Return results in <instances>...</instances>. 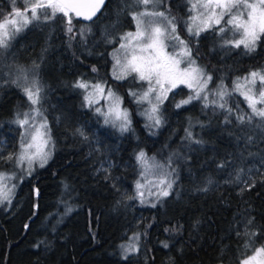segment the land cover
<instances>
[{
  "label": "trees",
  "instance_id": "obj_1",
  "mask_svg": "<svg viewBox=\"0 0 264 264\" xmlns=\"http://www.w3.org/2000/svg\"><path fill=\"white\" fill-rule=\"evenodd\" d=\"M162 2L188 39L182 14L186 1ZM14 6L23 10L25 5L21 0L15 5L13 0H0V20ZM117 19L122 21L116 23ZM130 20L123 3L117 6L115 0H107L90 24L110 23L125 32ZM90 24L73 16V33H68L67 18L57 13L40 27L30 26L15 42L17 53L39 66L52 154L44 167L21 176L11 203L0 208V264H237L264 246V131L255 126L261 123L259 118L252 125L237 122V115L251 109L233 89L235 80L251 66L264 67V36L254 52H246L245 69L240 48L222 46L217 38L211 41L217 27L189 40L192 57L212 77L208 106L200 99L177 108L181 98L191 95L181 97L185 89L180 90L160 106L162 124L149 127L141 105L130 95L144 89L145 83L134 76L112 77L117 37L104 30L99 44L92 47L79 34ZM78 81L116 91L129 113L130 130L121 132L105 124L85 102L89 88L74 87ZM221 86L228 93L231 116L212 104ZM50 105L60 116L58 124L49 115ZM33 108L21 87L0 80V151L19 140V128L10 123ZM188 131L203 144L191 142ZM141 151L146 160L163 166L173 181L169 196L162 200L145 196L142 204L132 195L145 167L146 160L143 164L137 160ZM2 161L0 171L11 172L14 161ZM226 161L224 168L218 167ZM240 168L244 174L237 183ZM205 187L207 191L201 190ZM253 232L256 235L250 239ZM135 234L138 250L124 259L121 245Z\"/></svg>",
  "mask_w": 264,
  "mask_h": 264
},
{
  "label": "snow or ice",
  "instance_id": "obj_2",
  "mask_svg": "<svg viewBox=\"0 0 264 264\" xmlns=\"http://www.w3.org/2000/svg\"><path fill=\"white\" fill-rule=\"evenodd\" d=\"M135 2L142 5L143 10L132 14V19L136 22L135 32H127L120 37L121 41H123L120 44V49L124 50V62L121 63L120 58L114 54L116 65L121 68L120 75H116L114 72L115 78L124 79L128 75L135 73L140 81L147 82L148 88L142 95L138 96L135 92H131L130 95L137 98V103L147 102L150 105V109L146 110V115L152 122L149 127H159L162 124L160 106L167 99V93L179 84H185L187 87L192 88L194 95H189L187 99L176 103L175 106L177 108L191 103L194 99H203L205 107H207L208 94L206 90L212 77L206 75L203 69L196 66L195 60L191 58V49L188 44L176 34L175 18H169L163 11L150 10L149 6L155 5L156 0H135ZM103 4L104 0H24L25 6L23 10L14 6L12 13L0 20V49H7L9 47V40L31 22L53 19L57 13L67 18V31L68 33H73V16L82 17L85 21H92ZM13 5H15V0H13ZM190 11L197 12V15L192 17L193 21L197 19L201 21V24L196 26L195 31H193L192 26L188 27L190 35L199 36L200 32L205 31L207 28L219 26L216 30L220 33L228 30L233 31L234 35L238 34V38L225 40L226 44H230L235 48L243 46L249 53L256 50L257 42L261 36H264V0H197V2L191 3ZM225 16L228 17L227 20L224 19ZM145 17H159L161 19L158 22L152 20L145 21ZM222 21L224 26H220ZM227 26H231V28ZM85 28L90 31V27L85 26ZM79 34L83 38L86 32L84 29H81ZM169 38L178 42L180 46L179 53L173 52L169 54L165 51L167 47L165 41ZM185 57H187V65L181 68L180 65L184 62ZM92 71L95 72L96 69L93 68ZM20 80H23L24 83H19ZM242 81L241 79L236 81L234 90L239 91L244 97L251 112L237 115L236 120L241 125L245 123L252 125L254 119L259 118L261 123L255 126L264 131V72L252 71L248 76L243 77ZM257 82L260 84L259 89L256 88ZM13 83H16L18 87L23 89L24 94L33 106L40 104L42 87L37 79L34 78L29 83L27 76L21 74ZM74 87L87 90L89 84L78 81ZM92 87L93 91L88 92L84 97L86 104L89 106L94 103L93 97L95 93L104 95L103 85L96 84ZM202 93L204 94L203 96ZM214 95L218 99L213 100L212 104L225 110L231 116L232 109L228 107V102L225 99L228 93L223 86ZM106 98L113 100V105L110 106L109 111L103 112L99 108H96L95 111L105 117V123L112 122L116 126L115 121H119V130L121 132L129 131L131 121L127 110L121 111L119 109L120 98L115 96L111 89H108ZM257 105H261V107H257ZM32 112L35 115L24 113L23 118L18 116L15 121L21 128L28 126L31 129L30 132L28 128L25 129L30 139L26 144H21L20 154L15 156V158L11 154L6 157L0 156V160H7L9 162L15 159L18 166L26 162L29 174L34 163L38 162L40 167H44L51 156V149L49 148L51 137L47 121L46 119H42L37 125L34 121L36 116H42V112L36 107L32 109ZM109 117H113V120L110 121ZM30 120L33 123L30 124ZM226 122H230L227 117ZM77 131L80 135H84L79 129ZM187 137L193 143H202L200 140L193 139L191 131L187 132ZM247 140L250 143L252 137L248 136ZM137 160L143 164L146 160V154L141 151L137 156ZM227 163V161L221 163L218 167L224 168ZM261 163H264V158L261 159ZM249 171L251 170L249 169ZM243 174L244 169H238L234 182H241ZM10 179H12L11 176L0 172V203H3L5 200L11 203V189L7 188V184L5 183V181ZM209 183H211V180H209ZM244 183H247V181H244ZM156 186L159 189L158 199L164 198L169 196L173 181L165 177L160 179ZM251 186L254 187V183ZM141 187L143 185L137 181L136 188L140 197L143 196V193L139 191ZM201 190L207 191V188L205 187ZM37 195H39L38 192ZM133 198L129 197V199ZM141 203H144L143 199H141ZM151 206L155 207L156 205L153 203ZM255 235V232L251 233L250 239ZM138 239L139 234H135L133 240L138 241ZM164 247H167V244ZM121 248L124 252V259H127L130 254L138 250L135 243L121 245ZM241 264H264V247L256 248L254 254L243 259Z\"/></svg>",
  "mask_w": 264,
  "mask_h": 264
},
{
  "label": "rangeland",
  "instance_id": "obj_3",
  "mask_svg": "<svg viewBox=\"0 0 264 264\" xmlns=\"http://www.w3.org/2000/svg\"><path fill=\"white\" fill-rule=\"evenodd\" d=\"M21 2H22V5H23L24 4V0H21ZM195 2H197V0H191V3H195ZM191 3H190V0H186V5H187L186 10L187 9H189V10L191 9ZM149 9L150 10L151 9H154V10H157V11H163V12H165L166 16H168L169 18H174L175 17L174 14L171 11H168V10H166L164 8L162 0H156L155 5H150L149 6ZM142 10H143V6L142 5H139V4H137L136 7H134V9L132 7L130 8V19H131L130 20V25L128 23L129 26H128V29L125 32L121 29V27H118L117 25H115L116 27L115 26H112L110 23L109 24L108 23L107 24H98V25H94V24L91 25L90 24V25H88V27H90V31H88L87 28L83 27V29L85 30L86 34L82 38V41L83 42H87L92 47L99 44L100 36H101V34L103 33L104 30L106 32H109V31L110 32H113L116 35V37H117V44H116L115 49H114L113 54H112V56H113V66H112V70H111V75L114 78H115L114 72H115L116 75H120L121 74V68H120V66L116 65V60L114 59V54L120 58L121 63L124 62V59H123V57H124V50L123 49H120V44L123 41H121L120 37L123 34L127 33V32H135V30H136V22L132 19V14L135 13V12H137V11H142ZM45 11H47V10H45ZM29 15H30V13H29ZM196 15H197V12L196 11H191V14L189 16L190 20L189 21H187V19L185 20L186 21V23H185V29H187L189 26H192L193 27V31H195L196 26L201 24V21L199 19H197L196 21H193L192 20V17L193 16H196ZM184 18H186V17H184ZM160 19L161 18H159V17H145V21L152 20L154 22H158V21H160ZM224 19L227 20L228 17L225 16ZM51 20L52 19H50V21ZM47 21H49V20H47ZM121 21L122 20H118L117 19L115 22L116 23H119ZM44 22H46V21L41 20V21H33V22H31L27 27L23 28V30L20 31L19 33H16L14 35V37H12L9 40V47L7 49H0V80H5L6 82L13 83V81L16 80V78L18 76H20L21 74L27 76V80H28L29 83L32 81V79H34V78L37 79V74H38V68H39V66L36 67L37 64L34 63V62H31V61H28L27 60V57L24 58L22 52H21V54L20 53H17V51L15 50L14 45H15V42H16L17 38L20 36V34L23 31H25L26 29H28L30 26L32 28L40 27V25L42 23H44ZM174 23L176 24V21L175 20H174ZM126 25H127V23L124 24V27ZM146 26H147V24H146ZM220 26H224L223 25V21L221 22V25ZM176 27H177V24H176ZM213 27H215V26H213ZM213 27H209L206 30L211 29ZM227 27L228 28H231V26H227ZM116 28L117 29H121L120 30L121 32H120L119 35L117 33V29ZM176 31H177V28H176ZM202 32H204V31H202ZM202 32H200V34ZM176 34H177V32H176ZM223 35H224V39L225 40H233L235 38H238V34L234 35V32L233 31L226 30L223 33ZM165 43L167 45V47L165 49V51L167 53L171 54L173 52H176V53H179L180 52V46L178 45V42L176 40H173V39L169 38V39H167L165 41ZM191 58L194 59V57H192V55H191ZM195 63H196V66L197 67L203 69L197 63L196 60H195ZM186 65H187V57L184 58V62L180 66H181V68H183ZM252 71H261V72H264V67L259 69L255 65L251 66V68L248 70V72L246 74H243V76H241L239 78V79H241V82H243L242 81V78L248 76V74L250 72H252ZM129 76H134L136 78V80L140 81L136 77V74L135 73L130 74L127 77H129ZM126 78H124V79H126ZM124 79H117V80H124ZM237 80L238 79H236L235 82H234V84H233V89H235V83H236ZM141 82H144L145 83V87H144V89H141L139 92H137V95L138 96L139 95H142L143 92H145L147 90V88H148V84H147L146 81H141ZM19 83L23 84L24 81L23 80H20ZM13 84H16V83H13ZM43 84H45V83H43ZM96 84H93L92 86H94ZM101 85L104 86V84H101ZM256 88L257 89L260 88L259 82H257ZM183 89H185V92H183L180 95L181 97L183 95H187V94L188 95L189 94L194 95V91H193L192 88L187 87L185 84H179L177 87L173 88L172 91H170V92L167 93V98L170 97L171 95H174V94L178 93L180 90H183ZM92 91H93V87H89L88 92H92ZM107 91H108L107 90V87L104 86V95H101L99 93H95L94 94V97H93L94 103L91 106H92V109H93V111L95 113H97L95 111L96 108L101 109V111H103V112H108L110 106L113 105V100L111 98H106ZM235 92H237V93L240 94L239 91H236L235 90ZM113 93L115 94V96L119 97V95L117 94L116 91H114ZM153 95H155V94H153ZM203 95L204 94L202 93V96ZM134 99L137 101V98L136 97H134ZM181 99H184V98H181ZM199 100L200 99H194L193 101L194 102H198ZM139 104L141 105V108H140L141 115L145 118L146 122L151 125L152 122L148 119V117L146 115V110H149L150 109V105L147 102H143V103H139ZM34 107L39 108L40 111L42 112V116H36V119L34 121V123H36L38 125L40 123V121L42 119H44V114H45L44 111L45 112H48V109H47L48 104H47L46 101L41 100L40 101V104H38V105H36ZM257 107H261V105H257ZM54 108H55V105H50L49 115L52 117L53 123L58 124L60 122V116L57 113H55V112L52 111ZM119 109L121 111L127 110L122 105L121 99H120ZM216 112L218 113L219 112V109H217ZM24 113H30V115H35V113L32 112V109L31 110H28V111L23 110L21 112L20 118H23V114ZM100 116L105 121V117L102 116V115H100ZM16 119H17V117L10 124L11 125L13 124V125H15V126H17L19 128V136L20 137L19 136L17 137V138H19V140H16V142H13L11 145H6L5 150L4 151H0V156L6 157L9 154H11L15 158V156H18L20 154V152H21V144L22 143L26 144L28 142V140L30 139V137L27 135V133L25 131V129L28 128V126H25V128H21L19 126V124H17L15 122ZM109 119L111 121V120H113V117H109ZM31 123H33L32 120H30V124ZM119 123H120L119 121H115V125L116 126H114V124L112 122L105 123V124H107L109 127H113L115 129H117L118 131H120L119 130V127H118ZM207 129L208 130H211V129H213V127L212 126L211 127H207ZM28 130H29V132L31 131L30 128H28ZM196 140H198V139H196ZM195 144L196 145H202L203 142L200 143V144H197V143H195ZM100 145L101 144H100V142L98 140L95 141V147H97L99 150L101 148ZM49 148L51 149V154H52V147H51V145H49ZM13 161H14V168H13V170L11 172L0 171V172H3V173H6L8 176H11L12 177V179L5 181V183L7 184V188H10L11 189L10 199H11V197L13 195V191H14L16 185L23 180V177H21V176H28L29 175V172L27 170V163L26 162H25V164L18 166L16 164V162H15V159H13ZM3 162H5V160L2 161V163ZM0 163H1V160H0ZM105 165L106 166H109L110 165V162H109L108 159L105 160ZM158 166H161V165H159V163H155L151 159L145 161V167H143V173H142L143 175L139 179V182L143 185V187H141L139 191L141 193H143V196L140 197L138 195L136 186L134 187V190L132 191V195L135 198H137L139 201H141V199H143V201L146 202L145 196L148 197L149 199H157V200H162V199L165 198L164 197V198H159L158 199V191H159V189H158V187L156 185H157V182L160 179L165 178V177L168 179V175H167L166 170L163 169V167H158ZM36 167H40L38 162H36V163H34L32 165V170L31 171H33ZM170 181H172V180H170ZM13 185H15V187H13ZM130 195H131V193H130ZM8 204H9V202L7 200H5L3 203H0V208H4ZM130 243H135V241L133 240L132 237L128 240L127 245L130 244ZM254 251L249 256L253 255L254 254ZM241 261L239 263H237V264H241Z\"/></svg>",
  "mask_w": 264,
  "mask_h": 264
},
{
  "label": "flooded vegetation",
  "instance_id": "obj_4",
  "mask_svg": "<svg viewBox=\"0 0 264 264\" xmlns=\"http://www.w3.org/2000/svg\"><path fill=\"white\" fill-rule=\"evenodd\" d=\"M116 1V4L117 6L119 5V3H123L124 6H126V9H129L132 7L134 9V7H136L137 3L135 2V0H115ZM186 1V0H185ZM126 4V5H125ZM181 12V11H180ZM183 16L187 18V21L190 20L189 16L191 14V11L189 9L186 10V8L184 9V11L182 12ZM181 14V15H182ZM179 17L181 18V16L179 15ZM215 27H219V26H215ZM213 27V28H215ZM177 35L180 37V39L184 40L187 44H188V41L189 40H192V39H196L198 36H195V35H190L189 32H188V28L184 30L186 36L188 39L184 38L180 32V25H177ZM263 36H261L262 38ZM214 38H217L218 40L221 41V45L222 46H226V47H229L230 44H226L225 43V39H224V35L223 33H220L218 31H216L215 35L211 38V41L213 42ZM261 38L260 40L257 42V46L258 44L261 42ZM117 44V43H116ZM189 46V44H188ZM257 48V47H256ZM240 49L242 50V55L240 56L241 57V64H242V67L241 69H245V64H246V50L243 48V46L240 47ZM264 245V244H263ZM261 247H264L261 245ZM252 253V252H251ZM251 253H249L245 258H247ZM244 258V259H245ZM241 261V260H240ZM239 261V262H240ZM238 262V263H239Z\"/></svg>",
  "mask_w": 264,
  "mask_h": 264
},
{
  "label": "water",
  "instance_id": "obj_5",
  "mask_svg": "<svg viewBox=\"0 0 264 264\" xmlns=\"http://www.w3.org/2000/svg\"><path fill=\"white\" fill-rule=\"evenodd\" d=\"M107 0H104V4L101 6L100 10L96 13V16L93 17L92 21H85L83 20L82 17H75L80 23H83V24H90L92 23L94 20H96V18H98V16L101 14L102 10L104 9L105 7V4H106Z\"/></svg>",
  "mask_w": 264,
  "mask_h": 264
}]
</instances>
